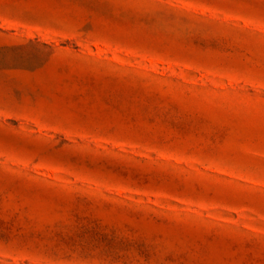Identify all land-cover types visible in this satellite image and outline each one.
<instances>
[{
    "label": "rangeland",
    "instance_id": "1",
    "mask_svg": "<svg viewBox=\"0 0 264 264\" xmlns=\"http://www.w3.org/2000/svg\"><path fill=\"white\" fill-rule=\"evenodd\" d=\"M0 264H264V0H0Z\"/></svg>",
    "mask_w": 264,
    "mask_h": 264
}]
</instances>
